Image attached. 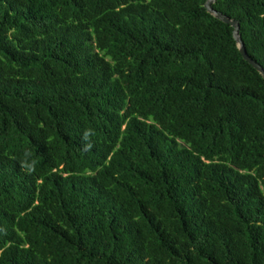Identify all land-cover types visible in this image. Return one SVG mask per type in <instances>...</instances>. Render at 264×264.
I'll list each match as a JSON object with an SVG mask.
<instances>
[{
    "label": "trees",
    "instance_id": "obj_1",
    "mask_svg": "<svg viewBox=\"0 0 264 264\" xmlns=\"http://www.w3.org/2000/svg\"><path fill=\"white\" fill-rule=\"evenodd\" d=\"M205 2L0 0V264H264V79ZM212 7L264 69V0Z\"/></svg>",
    "mask_w": 264,
    "mask_h": 264
},
{
    "label": "water",
    "instance_id": "obj_2",
    "mask_svg": "<svg viewBox=\"0 0 264 264\" xmlns=\"http://www.w3.org/2000/svg\"><path fill=\"white\" fill-rule=\"evenodd\" d=\"M216 2V0H206L204 3V8L207 13H209L211 16L216 18L217 20L228 24L232 27V36L233 39L236 42L237 49L239 53L241 54L242 58L248 62L249 65H251L264 79V69L258 65L255 61H253L247 54L244 44L241 40V37L239 35V23L236 20L230 19L226 15H224L221 12L216 11L213 9L212 5Z\"/></svg>",
    "mask_w": 264,
    "mask_h": 264
},
{
    "label": "clouds",
    "instance_id": "obj_3",
    "mask_svg": "<svg viewBox=\"0 0 264 264\" xmlns=\"http://www.w3.org/2000/svg\"><path fill=\"white\" fill-rule=\"evenodd\" d=\"M95 135L94 130L92 129H85L83 134H82V141H84L83 143V147L82 150L87 152L89 150H91L92 148V143H91V137ZM31 156V152L30 151H25L24 153V157L25 159L21 162L22 165V170H25L29 173H31L32 171L35 170V160H31L29 161L28 158Z\"/></svg>",
    "mask_w": 264,
    "mask_h": 264
}]
</instances>
